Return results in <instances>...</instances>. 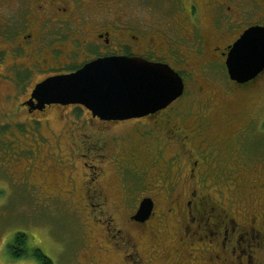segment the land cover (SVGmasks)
Masks as SVG:
<instances>
[{"label":"flooded vegetation","instance_id":"flooded-vegetation-1","mask_svg":"<svg viewBox=\"0 0 264 264\" xmlns=\"http://www.w3.org/2000/svg\"><path fill=\"white\" fill-rule=\"evenodd\" d=\"M165 1L168 10L163 9L162 12L167 19L164 17L162 20L164 23L156 21V25L155 19H160L156 13L163 7L164 0H144L145 7H141L144 13L140 12L139 21L134 20L135 13H131L121 3L120 6L116 4V0H0V71L12 70L11 77L7 76L8 79L22 72L26 73V77L29 72L31 76L37 75L24 89L23 99L14 105V110L18 112L23 110L22 112L28 116H36L44 115L52 107L61 109L77 107L82 112L88 113L90 119L101 122H98L99 125L106 129L111 126L110 124L130 121L135 122V125L144 121L148 122L143 124L144 126L151 125L150 129L144 130L143 135L146 134L144 136L151 138V149L154 147L160 149L151 159V163L155 166L160 163L159 182L165 183L160 188H164L171 206L167 207V212L178 213L176 217L181 223L178 240L185 245H191L193 243L191 241H199L200 244H206V247L200 248V253H197L196 249L195 252L185 249L187 258L183 255L181 259L171 258L169 253L164 257L165 260H160L161 256L157 251L160 250L159 244L140 249L137 239L126 235L125 228L116 229L110 226L113 217L102 211L104 207H109V204L117 207L114 199L106 191L104 192L105 186L101 181L104 170L101 166L84 163L90 168V172L85 173L88 179L85 181L83 192L97 199L98 209H95L94 205V210L97 211L94 216L101 222L105 221V232L109 239L115 238L121 243L120 246H115L114 240L111 243V240L107 239L111 243L109 250L106 248L102 255L99 254L100 251L96 255H91L90 260L94 263L108 253L106 251L116 249L120 254L116 264H151L153 260L163 261L162 264H264V141H259L262 144L251 153H255L254 155L258 157L246 156L242 162L236 161L237 165L229 168L227 173L217 167L219 171L214 174L215 177L219 172L221 178H223L222 174H226L227 182L224 181L221 185L225 184L226 191L231 193V198L227 200L236 203L237 208L238 205H243L242 209L230 211L223 202L215 201L213 193H221L220 186L213 189L210 187L214 184L211 181L215 178L211 175L214 167L211 168L210 164L219 159L221 139L217 137L218 132L211 137L206 134L208 127L214 122L212 113L215 122L220 125L221 120L215 111L225 112L226 105L237 97L235 93L251 90L261 75H264L263 71L255 79L246 83H237L230 79L226 67L227 54L242 33L249 27L264 25V0ZM203 15L208 16L207 25L204 24ZM118 18L119 21L116 22ZM163 46L166 47L165 51ZM207 49L216 55L218 66L223 69L224 79L226 77L224 83L230 85L229 90L226 88L223 91L216 90L209 84L208 87L198 85L197 80L191 77L192 73H189L188 83L185 79L188 74L177 69L170 62L183 63L184 60L180 57L185 56L186 51L187 54L195 53L199 58ZM115 55L139 56L149 61L166 63L182 77L183 94L155 114L127 120H100L77 105L47 104L41 109L36 108V101L32 99V91L36 84L54 75L69 74L94 59ZM201 59L199 60L202 61ZM205 64L199 65L197 69L204 73V78L208 80L205 69L208 65ZM217 77L221 78L220 71ZM13 83L21 84L22 80H15ZM189 87L192 89L196 87L197 93L202 94L201 97L203 94L207 97V99L200 97L202 114L194 119L197 125L193 127L186 125L188 120L183 111L179 112L177 109L174 118L169 114L170 110L175 109L174 105L185 96ZM249 119L251 121L246 123L245 130H249L248 127H258L260 131L264 129V118L259 121L255 115ZM84 136L85 134H78L77 140L83 143ZM89 136L92 135L86 137ZM170 139L175 140L179 148L171 158L165 159L163 148L170 145ZM115 143L116 149L121 146L116 140ZM112 147L102 144L87 149L95 154L97 151L113 150L115 146ZM240 150L243 149L239 148L237 153ZM100 155L101 159L106 158L103 154ZM129 156L135 157L134 154ZM253 157L256 162H252ZM220 158L222 159L221 156ZM166 164L172 167H166ZM162 166L165 169H161ZM142 167L145 165L140 163L134 167V170L139 171ZM169 169L174 173L168 172ZM240 169L254 178L248 180L243 176L235 175L236 170ZM171 173L176 174V177L182 179L186 185L183 192L184 194L187 192V197L182 206L177 201L183 192L172 193L171 186L175 183L171 182ZM71 178L70 176V180ZM209 181L210 183L207 184ZM246 182L247 189L245 187L242 189V183L246 184ZM158 195L160 192L156 191L148 196L154 203L153 208L157 206ZM139 196H134L132 199L127 197V200L123 201L128 216L125 222H132L140 226L141 231L145 229L153 233L156 228L153 226V219H163V217L155 216L152 211L144 222L135 221L133 215L141 201ZM250 204L252 210H245V205ZM9 248L12 249L14 246L10 245ZM143 251L149 252L144 256ZM176 252L178 255L181 254L178 248L174 253Z\"/></svg>","mask_w":264,"mask_h":264},{"label":"rangeland","instance_id":"rangeland-1","mask_svg":"<svg viewBox=\"0 0 264 264\" xmlns=\"http://www.w3.org/2000/svg\"><path fill=\"white\" fill-rule=\"evenodd\" d=\"M143 2L144 0H124L123 2L116 0L115 3L119 6L121 3L124 8L126 6L131 13H135L134 20L139 21L141 20L140 12L144 13L141 9L145 7ZM165 2L164 0L163 7L157 10L156 15L161 20L155 19L156 25L157 22L164 23L162 20L165 15L162 10H168ZM115 21L118 22L119 18ZM203 21L205 25L208 24L207 15H203ZM165 50L166 47L163 46V51ZM184 53L185 56L180 57L184 60L183 63L170 62L174 67L188 74L185 78L188 83L189 73H192L191 77L197 80L198 85L208 87L207 84H209L216 90L223 91L225 88L229 90L230 85L224 83L226 77L224 79L223 69L218 66L214 53L207 49L199 58L195 53L187 54V51ZM200 58L202 61L199 60ZM201 64L208 65L207 68L205 67L208 80L204 78V73L197 69ZM219 71L222 79L217 77ZM0 73V264H41L30 254L34 249L41 250L52 264H116L120 259L116 249L106 251L108 253H105L96 263L90 260L91 255H96L99 251L102 255L106 248L109 250L113 240L115 246H120L121 243L115 238L109 239L105 232V221L101 222L94 216L97 212L94 210V205L95 209H98L97 199L83 192L85 181L88 179L85 173L90 172V168L84 163L101 166L104 170L101 178L102 185L105 186L104 192L106 191L114 199L117 207L109 204L107 208L103 206L102 211L113 217V223L110 226L116 229L125 228V234L137 239L140 249L159 244L160 250H156L159 251L158 254L160 253V260H165L164 257L169 253L171 258L181 259L183 255L187 258L185 249L191 252H195L194 249H196L197 253H200L199 249L206 247V244H200L199 241H191L193 242L191 245H185L178 240L181 233L180 219L176 217L178 213L172 210L167 212V207L171 206L164 188H160L165 185L162 181L159 182L160 163L156 166L151 163V159L160 149L157 147L151 149V138L144 136L146 134L143 135L144 130L151 127L150 124L143 125L148 122L144 121L136 125L131 121L115 123L110 124L111 126L106 129L99 125L101 122L90 119L88 113L82 112L77 107L72 109L52 107L45 114L43 113L44 115L28 116L22 112L20 106L22 111H15L14 105L23 99L24 89L37 75L31 76L29 72L26 77V73L22 72L8 79L7 76L11 77L12 70H1ZM19 78L22 80L21 84L13 83L15 80H20ZM235 94L237 97L226 105L225 112L215 111L221 120L220 125H217L212 113L214 122L206 132L210 137L218 132L217 137L221 139L219 159L210 164L211 168L214 167L211 171L212 176L219 171L217 167L227 173L229 168L236 166L237 162H242L246 156L258 157L254 155L255 153H251L260 147L262 143L260 144L259 141H264V129L260 131L258 127H248L249 130H245L246 123L251 121L249 119L251 116L256 115L259 121L264 118V75H261L251 90L239 91ZM201 95L197 93L196 87L195 89L189 87L185 96L174 105L175 109L170 110L169 114L174 118L175 111L178 109L179 112L186 113V120H188L186 125L189 127L197 125L194 119L202 114L199 100L207 99L204 94L203 97ZM222 95L224 96V93ZM220 101L226 102V100ZM215 104H217L216 100ZM81 133L85 134L83 143L77 140V135ZM87 135L92 136L86 137ZM115 140L121 145L117 149ZM170 141V145L163 148L165 159L171 158L179 148L175 140L170 139ZM102 144L109 145L111 148L115 147L113 150L97 151L95 154L87 149V147L95 148ZM239 148L243 150H240L238 154ZM100 154L106 156L105 159L103 158L104 161ZM129 154H134L135 157H130ZM252 162H256L254 157ZM140 163L145 167L135 171L134 167ZM166 165V167H172ZM161 169L165 167L162 166ZM204 169H206L205 166ZM170 171L172 170L169 169L168 172ZM243 171L236 170L235 175L243 176L248 180L254 178ZM173 173H171L173 176L170 175L171 182L175 183L171 186L172 193L181 194L186 189V185ZM220 174L219 172L217 177L214 176L215 178L211 181L214 184L210 186L212 189L220 186L221 193H213L215 201L223 202L230 211L242 209L243 205H238L237 208L236 203L227 200L231 198V193L226 191L225 184L221 185L226 181V174H222L223 178L219 176ZM209 183L210 181L207 182ZM244 187L247 189V182L242 183L241 188L244 189ZM156 191L160 192V195L156 197L157 206L152 208V211L155 216L161 215L163 219H153V226L156 227L153 233L145 229L141 231L140 226L132 222H125L128 216L123 201L127 200V197L132 199L140 195L141 201L139 200L133 219L144 222L149 217L143 221L136 220V213L141 202ZM186 193L183 192L177 201L181 206L187 197ZM252 208L250 204L245 205L244 209L251 211ZM16 233H23L28 237L26 245L28 252L24 257L14 259L8 251L10 245H14L13 238ZM107 239L111 240V243ZM177 248L181 253L179 255L177 252L174 253ZM147 252L149 251L142 253L145 256ZM158 262L163 263V261L153 260L151 264H158Z\"/></svg>","mask_w":264,"mask_h":264},{"label":"water","instance_id":"water-1","mask_svg":"<svg viewBox=\"0 0 264 264\" xmlns=\"http://www.w3.org/2000/svg\"><path fill=\"white\" fill-rule=\"evenodd\" d=\"M226 67L231 80L246 83L264 71V25L247 28L229 50ZM184 90L182 77L166 63L139 56L94 59L69 74L54 75L35 85L36 108L79 105L101 120L140 118L165 109ZM153 202L140 204L136 220L152 212Z\"/></svg>","mask_w":264,"mask_h":264},{"label":"trees","instance_id":"trees-1","mask_svg":"<svg viewBox=\"0 0 264 264\" xmlns=\"http://www.w3.org/2000/svg\"><path fill=\"white\" fill-rule=\"evenodd\" d=\"M28 237L23 233H16L13 238L14 248L10 249V253L14 259L21 258L26 255V245ZM31 256L41 264H52L51 260L46 257L39 249H34Z\"/></svg>","mask_w":264,"mask_h":264}]
</instances>
